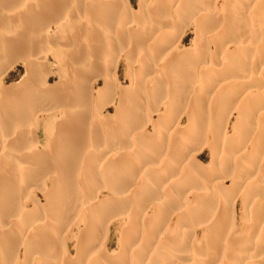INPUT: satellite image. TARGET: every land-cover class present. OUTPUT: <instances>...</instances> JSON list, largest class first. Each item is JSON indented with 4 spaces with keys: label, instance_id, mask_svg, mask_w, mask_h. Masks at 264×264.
<instances>
[{
    "label": "bare ground",
    "instance_id": "bare-ground-1",
    "mask_svg": "<svg viewBox=\"0 0 264 264\" xmlns=\"http://www.w3.org/2000/svg\"><path fill=\"white\" fill-rule=\"evenodd\" d=\"M138 5L0 0V264H264V0Z\"/></svg>",
    "mask_w": 264,
    "mask_h": 264
},
{
    "label": "rangeland",
    "instance_id": "rangeland-1",
    "mask_svg": "<svg viewBox=\"0 0 264 264\" xmlns=\"http://www.w3.org/2000/svg\"><path fill=\"white\" fill-rule=\"evenodd\" d=\"M139 1L140 0H128V2H129V4H130V7H131V9L132 10H136V11H138V9H139ZM159 16H160V14H158ZM165 19L167 20V21H165ZM159 20H164V21H162L163 23L165 22H167L168 23V18H163V17H161L160 16V19ZM160 21V23H162ZM164 23V24H165ZM166 23V24H167ZM52 25H54V24H52ZM51 25V26H52ZM53 30H54V28H52ZM175 31V30H174ZM185 35H184V39H183V45L184 46H189V45H191L192 44V41L194 40V38H195V36H196V33H195V29H194V31H193V24L191 25V23H190V25H188V27H187V29L185 30V33H184ZM195 35V36H194ZM175 37H177V35L175 36ZM52 60V59H51ZM50 60V61H51ZM52 62V61H51ZM15 66V67H14ZM125 65H124V60H122V63H121V69H120V74H121V83L123 84V85H126L127 83H128V81H127V79L125 78V77H123V71H125V67H124ZM55 67V66H54ZM15 71V72H14ZM17 71V72H16ZM9 72H10V74H9ZM9 72H8V74L9 75H11L12 76V79H8V81H7V84H11V83H14V82H18L19 81V79L22 77L21 75H23V73H24V67H23V65L20 63V62H17L16 64H14L11 68H10V70H9ZM12 73V74H11ZM15 75H14V74ZM20 77V78H19ZM100 84H101V82H100ZM99 84V85H100ZM108 109L109 108H106L105 109V111L107 112L108 111ZM110 112H112V111H110ZM230 133H231V129H230V131H229ZM210 154H211V151H210V149H209V147H208V145L207 146H205L204 147V149H203V151L197 156V158H198V160H199V162H200V164L201 165H203V164H208L209 163V161H210ZM202 160V161H201ZM39 195V200L41 201V200H43V196H42V194H38ZM243 209L244 208H242V199L241 198H239V200L237 201V204H236V215H237V217H238V219L240 220L241 219V217L240 216H242V214L241 213H243V212H241V211H243ZM112 228V230H111V236H110V249L112 250V248L114 249V248H116V240H117V233H116V231H114V228L113 227H111ZM75 235H76V238H73L74 240L73 241H71L70 240V243H69V246L68 247H66L65 249L68 251V249H69V251L67 252L66 251V254L67 253H69L70 255H71V257H74L75 256V253H76V251H75V247L73 246L74 245V243L76 242V240L75 239H77V237H79V235L77 234V231H76V233H75ZM95 235H97L98 236V233L97 234H95ZM96 236V237H97ZM200 236V235H199ZM95 237V236H94ZM99 238V241L101 242H99L98 243V246H100L101 247V244H102V242H103V238L102 237H98ZM98 246H97V248H98ZM71 247V248H70ZM71 249V250H70ZM53 252V251H52ZM59 253L58 255H60L61 254V250L60 249H58V250H54V253ZM66 254H65V256H61V257H65V259H66ZM68 254V255H69ZM63 255V254H62ZM73 255V256H72ZM61 257H58V260L60 259V260H62V259H64V258H62L61 259ZM64 259V260H65ZM18 260H19V258H18ZM64 260H63V262H64ZM10 261H8V262H6V264H8ZM66 262H68V261H66ZM31 263V262H30ZM61 263V262H60ZM16 264H20V262H17ZM35 264V263H34Z\"/></svg>",
    "mask_w": 264,
    "mask_h": 264
}]
</instances>
